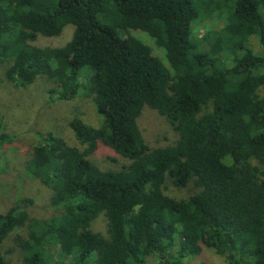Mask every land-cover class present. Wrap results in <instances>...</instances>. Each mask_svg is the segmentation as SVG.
I'll list each match as a JSON object with an SVG mask.
<instances>
[{
  "label": "trees",
  "instance_id": "trees-1",
  "mask_svg": "<svg viewBox=\"0 0 264 264\" xmlns=\"http://www.w3.org/2000/svg\"><path fill=\"white\" fill-rule=\"evenodd\" d=\"M0 64L17 87L45 77L48 102L84 97L100 117L69 121L82 150L38 135L25 170L56 215L0 212V264H184L202 246L264 264V0H0ZM144 107L174 143L147 146ZM1 128L0 151L14 142ZM102 149L128 164L98 168ZM166 180L193 193L170 198Z\"/></svg>",
  "mask_w": 264,
  "mask_h": 264
},
{
  "label": "rangeland",
  "instance_id": "rangeland-1",
  "mask_svg": "<svg viewBox=\"0 0 264 264\" xmlns=\"http://www.w3.org/2000/svg\"><path fill=\"white\" fill-rule=\"evenodd\" d=\"M207 24V23H206ZM207 25H211L208 23ZM72 26L64 29L69 36ZM203 34L202 28L198 37ZM145 39L140 34H134ZM146 40V39H145ZM40 45H47V40H40ZM255 51H260L257 40L251 39ZM6 64H0V127L2 131L14 137V142L0 151V212L14 203L26 208L29 216L39 221L48 220L56 215L49 203L50 192L41 183L32 179L25 170V162L32 149L38 143V135L53 133L61 137L68 145L83 149L74 139L68 126L75 113L86 124L99 125L100 117L87 98H75L72 101L48 102V92L55 85L45 78L38 77L25 88L17 87L5 78ZM142 137L151 149L168 146L175 142L177 134L171 125L156 111L144 107L137 120ZM89 160L102 170H120L128 161L115 156L108 150H99ZM164 193L170 198L186 199L193 193L191 186L185 189L174 188L169 180L164 183ZM24 201V202H23ZM101 216V215H100ZM93 232L106 235V221L99 217L92 223ZM19 231L11 234L5 241L7 247H13V239ZM12 264H19L18 256L11 257ZM226 264L224 258L213 249L202 246L199 256L185 260L184 264ZM147 264H159L151 259Z\"/></svg>",
  "mask_w": 264,
  "mask_h": 264
}]
</instances>
